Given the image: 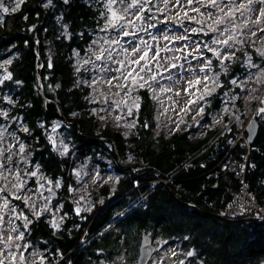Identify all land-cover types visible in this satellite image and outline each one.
I'll use <instances>...</instances> for the list:
<instances>
[{"label":"trees","instance_id":"16d2710c","mask_svg":"<svg viewBox=\"0 0 264 264\" xmlns=\"http://www.w3.org/2000/svg\"><path fill=\"white\" fill-rule=\"evenodd\" d=\"M44 1L26 0L0 23V60L12 55L13 75L0 86V127L22 139L28 150L24 154L32 153L43 177L62 181L57 193H68L75 184L72 170L82 161L100 163V153L111 158L121 177L112 193L107 185L97 191L102 201L94 197L97 207L84 218L73 216L69 195H62L66 202L55 221L62 222L59 232L43 220L50 214L35 216L41 220L34 222V236L25 231L21 241L29 245L26 253L38 249L43 264H98L101 254L124 253L121 236L118 241L106 238L107 229L115 226L119 235L136 228L139 240L146 231L170 244L179 242L184 252L193 249L185 264H264V225L246 220L257 215L231 219L224 212L241 187L242 166L249 191L264 207V121L253 117L260 129L250 144L235 121L226 118L227 127H212L210 115L220 107L215 95L203 114L205 130L191 127L167 134L157 128L149 91L141 89L133 133L126 136L123 125H102L93 112L89 76L76 65V55L88 52L105 24L107 0ZM56 119L63 124V139L69 137L66 155L48 137L47 127Z\"/></svg>","mask_w":264,"mask_h":264},{"label":"rangeland","instance_id":"374dc122","mask_svg":"<svg viewBox=\"0 0 264 264\" xmlns=\"http://www.w3.org/2000/svg\"><path fill=\"white\" fill-rule=\"evenodd\" d=\"M109 3L107 0V18L97 38L86 54L76 55V65L83 75L89 76L93 112L102 125L109 124L115 129L123 125L126 136L130 130L133 133L137 127L141 89L149 91L155 103L157 128L167 134L191 127L205 130L208 123L203 120V114L215 95L220 98V107L210 115L212 127H227L226 118L242 128L245 127L243 120L256 115L264 121V112L260 111L264 108V17L261 16L264 3L215 0L213 4L212 0H193L189 4L188 0H161L158 14L153 18L143 16L142 0H115L111 8ZM242 4L248 7L241 8ZM14 9L16 0H7L0 9V23ZM113 12L123 17V28L108 33L105 29L111 27L109 21L116 23ZM225 40L227 44L214 42ZM97 56L101 59L97 60ZM11 60L12 55L0 60V86L12 80ZM196 80L201 82L189 85V81ZM62 126L56 119L47 131L52 147L60 155H66L69 137L63 139ZM19 127L21 133L27 131ZM7 130L6 126L0 127V264H6L9 258L8 264H43L40 251L32 248L26 253L29 245L21 242L31 217L50 214L53 220L57 219L59 209L66 202L63 196L67 194L74 217L91 215L97 207L94 203L99 195L97 191L107 185L112 193L121 176L111 158L100 153L97 155L100 163L82 161L72 170L75 184L69 187L68 193L65 190L57 193L62 181L54 183L48 176L43 177L39 166L31 161L32 153L24 154L26 144ZM159 181L158 178L152 183ZM101 198L99 195L98 202ZM17 219L21 220L18 224ZM114 228L107 229L106 238L118 241L121 236L124 253L112 257V253L103 255L98 251L102 255L98 264H137L140 241L137 229L125 230L124 235H119ZM153 238L157 250L150 264H185L186 258L194 256L191 248L187 252L180 250L179 242L176 245L164 238ZM176 253L178 258L174 256Z\"/></svg>","mask_w":264,"mask_h":264},{"label":"water","instance_id":"95a60500","mask_svg":"<svg viewBox=\"0 0 264 264\" xmlns=\"http://www.w3.org/2000/svg\"><path fill=\"white\" fill-rule=\"evenodd\" d=\"M5 1L6 0H0V8H1L2 4L5 3ZM155 1H157V0H152V2L150 3L149 9H151L154 6ZM122 28H123V20L119 21L116 24V27H114V28L110 27V28L106 29V32L115 33V32H118ZM244 34H245L244 31H242V35H244ZM39 84H41V83L39 82ZM41 95L44 99H46L43 89L41 90ZM46 101H47V99H46ZM259 129H260V125H259L258 121L253 117L250 118L244 127V130H246V133H247L246 142L248 144L252 143L255 140V138L258 135ZM246 220H253V221H257V222L262 223L261 219H256V218H248ZM156 250H157V248H156V245L154 244L153 237L150 236L146 231H143L141 233L140 242H139V246H138L137 264H150V261L152 260V257L155 255Z\"/></svg>","mask_w":264,"mask_h":264},{"label":"built area","instance_id":"2783aa9c","mask_svg":"<svg viewBox=\"0 0 264 264\" xmlns=\"http://www.w3.org/2000/svg\"><path fill=\"white\" fill-rule=\"evenodd\" d=\"M245 174L246 167L242 166V169L238 174L241 178V187L239 191L232 196V199L225 207L224 212L231 219L245 217L250 213H255L264 225V207L258 206L256 199L249 191L245 182Z\"/></svg>","mask_w":264,"mask_h":264},{"label":"flooded vegetation","instance_id":"af4514ba","mask_svg":"<svg viewBox=\"0 0 264 264\" xmlns=\"http://www.w3.org/2000/svg\"><path fill=\"white\" fill-rule=\"evenodd\" d=\"M26 0H16V6L17 5H21L23 2H25ZM57 1H59V2H61V3H64V4H68L69 2H70V0H67V2H65V0H45L44 1V3H46V4H49V5H53V4H55V2H57ZM6 2H7V0L5 1V3H4V5L6 4ZM142 2H143V16L145 17V18H153L154 16H156L157 14H158V9H159V6H160V2H161V0H157V1H155L154 2V6L151 8V9H149V7H150V3L152 2V0H142ZM3 5V4H2ZM19 5V6H20ZM2 7V6H1ZM1 9V8H0ZM153 23V22H152ZM17 205H19L18 203H17ZM41 219H39V218H35V217H31V219H30V225H29V228H28V232H29V234H30V236H34L33 235V230H34V222H39ZM43 220L44 221H47L46 222V224H47V226H48V228H51L52 230H53V232H59V231H61V229H62V222H61V220H59V222H58V224L56 223L55 224V226L53 225L54 224V221H56V219L55 220H53L51 217L50 218H43ZM19 221H21L20 219H17L15 222H16V224H18V222ZM60 224V225H59ZM22 237H24V234H23V236ZM155 243V242H154ZM44 245V244H43ZM45 246L48 248L47 250H48V253H50V249H52L53 247H52V244L49 242L48 243V246H47V244H45ZM9 260H11L10 258L9 259H7L6 260V264H8V261ZM2 261H1V258H0V263H1ZM25 264H27V263H25ZM30 264H32V263H30Z\"/></svg>","mask_w":264,"mask_h":264},{"label":"snow or ice","instance_id":"6c2138e0","mask_svg":"<svg viewBox=\"0 0 264 264\" xmlns=\"http://www.w3.org/2000/svg\"><path fill=\"white\" fill-rule=\"evenodd\" d=\"M65 2H67V0H65ZM115 2V0H110V3H109V8H111V3H114ZM193 2V0H188V3L189 4H191ZM249 2H251V0H249ZM260 2L261 3H264V0H260ZM212 3L213 4H215V0H212ZM131 6H134V5H131ZM240 7L241 8H247L248 6L247 5H244V4H242V5H240ZM5 11H7V9H5ZM196 11H198V9L196 10ZM185 15H187V13H185ZM261 16L262 17H264V9H262L261 10ZM112 17L114 18V20L116 21V23H118L121 19H123V17H120V16H117V14L115 13V12H113L112 13ZM217 23H220V21L218 20V21H216ZM260 22V20L259 19H257V23H259ZM116 23H113L112 21H109V25L111 26V27H116ZM262 30H264V29H262ZM213 31H216V29H213ZM127 34V33H126ZM229 39H232V37H229ZM116 43H119V41H115ZM215 43H224V44H227L228 43V41L227 40H225V41H214ZM146 55V54H145ZM214 55H217V56H219V52H215L214 51ZM144 57H141V59H143ZM225 58H228V57H225ZM96 59L97 60H99V59H101V56H97L96 57ZM137 63H138V61H137ZM221 63H223V61H221ZM143 70V69H142ZM201 71H203V69H201ZM129 76H131V73H129ZM6 79H8V78H10V77H5ZM201 81L200 80H196V81H189V85L190 86H195V85H198L199 83H200ZM232 83H236V81L234 80V81H232ZM144 85H140V87H143ZM177 95H179V93H177ZM201 99H203V97H201ZM137 107H138V105H137ZM203 109H201V111H202ZM260 111L261 112H264V108H262V109H260ZM23 150V146H21V151ZM33 175H34V173H33ZM37 215H39L38 213H37ZM18 238H20V237H18ZM9 239L11 240V237H9Z\"/></svg>","mask_w":264,"mask_h":264},{"label":"bare ground","instance_id":"6f19581e","mask_svg":"<svg viewBox=\"0 0 264 264\" xmlns=\"http://www.w3.org/2000/svg\"><path fill=\"white\" fill-rule=\"evenodd\" d=\"M42 75V74H41ZM258 217V216H257Z\"/></svg>","mask_w":264,"mask_h":264}]
</instances>
